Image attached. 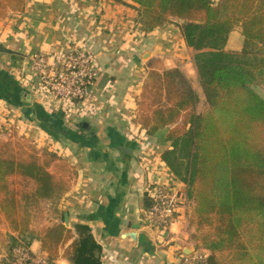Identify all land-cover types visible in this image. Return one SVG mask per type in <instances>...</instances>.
Listing matches in <instances>:
<instances>
[{
    "label": "crops",
    "instance_id": "crops-1",
    "mask_svg": "<svg viewBox=\"0 0 264 264\" xmlns=\"http://www.w3.org/2000/svg\"><path fill=\"white\" fill-rule=\"evenodd\" d=\"M137 15L130 0H25L22 12L8 11L0 20V138L25 135L66 161L73 172L57 209L68 214L67 227H91L102 245L101 264H178L181 252L202 247L193 240L195 227L189 222L194 202L161 159L169 148L167 128L149 136L133 118L151 69L180 70L198 96V113L208 102L193 62L195 50L182 34L184 21L170 18L144 31ZM74 42H85L99 64L88 100L68 113L32 94L24 70L34 53ZM243 47L241 28L234 26L224 49L241 53ZM260 87L257 93L264 98ZM7 112L11 115L6 118ZM156 183L172 185L181 200L162 242L149 235L144 220L146 190ZM47 216L49 221L27 241L35 254L46 258L38 232L59 220L56 213ZM131 231L136 239L123 237ZM62 252L60 248L52 260L70 264Z\"/></svg>",
    "mask_w": 264,
    "mask_h": 264
},
{
    "label": "trees",
    "instance_id": "trees-1",
    "mask_svg": "<svg viewBox=\"0 0 264 264\" xmlns=\"http://www.w3.org/2000/svg\"><path fill=\"white\" fill-rule=\"evenodd\" d=\"M130 1L144 31L170 18L183 20L184 40L195 50L208 108L196 111L198 96L180 70L151 69L133 118L149 136L167 128L169 148L161 159L194 202L193 240L209 251L210 264H264V98L253 88H264V0ZM24 6L25 0H0V20ZM237 25L244 47L228 52L224 46ZM27 140H0V225L24 236L31 210L49 201L59 220L37 235L48 259L63 248L70 264H101L102 245L91 227L65 226L57 209L69 185L60 170L70 167L56 152Z\"/></svg>",
    "mask_w": 264,
    "mask_h": 264
},
{
    "label": "built area",
    "instance_id": "built-area-1",
    "mask_svg": "<svg viewBox=\"0 0 264 264\" xmlns=\"http://www.w3.org/2000/svg\"><path fill=\"white\" fill-rule=\"evenodd\" d=\"M99 61L85 42L50 52H36L27 59L25 74L29 88L36 97L52 108L70 113L85 103L94 86ZM149 205L145 213L148 233L162 242L169 231L181 200L172 185L156 183L147 187ZM209 251L203 247L182 253L178 264H210ZM11 264H57L35 254L28 246L12 248Z\"/></svg>",
    "mask_w": 264,
    "mask_h": 264
},
{
    "label": "rangeland",
    "instance_id": "rangeland-1",
    "mask_svg": "<svg viewBox=\"0 0 264 264\" xmlns=\"http://www.w3.org/2000/svg\"><path fill=\"white\" fill-rule=\"evenodd\" d=\"M254 86H255L254 88L256 91L261 90L260 85L255 84ZM260 93H261V91H260ZM203 106L204 105L202 103L199 104V108H202ZM10 115H11V112L10 113L7 112L6 118L9 117ZM9 128L11 129L13 127L12 126L7 127L5 129H3V131L7 130ZM20 136H25V135H19V134L15 133L11 137H8V138L5 137V139H3L4 138L3 137V138H0V140H2V141L9 140V139L15 140V139L19 138ZM27 138L29 139V140H27L28 144L30 142L31 144L36 146L34 139H30L29 137H27ZM36 148L39 150L44 149V148H38L37 146H36ZM55 168L56 167L52 166L50 169H51V171H54V170L56 171L57 169H55ZM60 171L63 172L62 175L66 178V180L69 181L71 178V175H72L71 169L66 168V169H61ZM60 171L58 170L57 172L60 173ZM49 212L50 213L52 212V214H55L53 212V205L49 201L41 200L39 202V205L31 210V214H30L31 216H30V223L28 226V231L24 234V236H20L17 233H14L13 235H11L12 233H10V231H8L9 229H8L6 223H3L0 225V264H11V262H12V248L16 244L13 243V239L11 236H14L16 238V240L19 242V244L24 245L28 241L29 232H35L34 230H38V228L40 227L41 224L49 221V220H47V218H48L47 215L49 214Z\"/></svg>",
    "mask_w": 264,
    "mask_h": 264
},
{
    "label": "water",
    "instance_id": "water-1",
    "mask_svg": "<svg viewBox=\"0 0 264 264\" xmlns=\"http://www.w3.org/2000/svg\"><path fill=\"white\" fill-rule=\"evenodd\" d=\"M57 115H61V112H58ZM64 225L68 226L69 224V218H68V214L64 213ZM131 237L133 239H136L137 233L135 231H131V232H126L124 233L123 237Z\"/></svg>",
    "mask_w": 264,
    "mask_h": 264
}]
</instances>
